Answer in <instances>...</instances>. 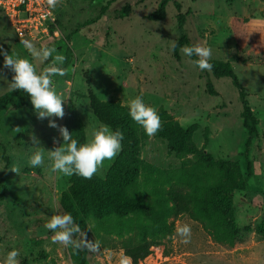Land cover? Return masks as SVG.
Masks as SVG:
<instances>
[{
	"label": "rangeland",
	"instance_id": "obj_1",
	"mask_svg": "<svg viewBox=\"0 0 264 264\" xmlns=\"http://www.w3.org/2000/svg\"><path fill=\"white\" fill-rule=\"evenodd\" d=\"M174 1L181 3L182 12L192 8L186 23L192 42L211 48V59L231 62L259 119L258 134L250 136L244 126L239 90L230 77L201 71L181 50L180 57H175L180 12ZM160 2L61 0L54 9L61 22L58 32L43 39L24 38L32 40L37 48L54 45L66 57L63 67L67 74L53 79L57 91L70 96L64 105L66 113L67 107L75 103L88 141L94 131L106 125L94 115L84 97L89 88L101 99L121 100L123 105L142 95L146 104L158 110L162 126L154 136L149 137L140 125L137 127L147 138L142 141L143 171L129 196H142L152 202L155 186L168 185L169 179L174 182L176 177L193 178L188 173L190 167L200 169L203 173L195 176L193 187L224 186L211 196L228 206L243 232L248 228L246 238L230 246L216 242L200 222L182 215L175 221L174 236L153 246L152 253L138 264H264V232H260L264 229V65L238 59L232 30L235 16L264 23V0H171L164 19H149L147 15ZM127 3L132 4L131 13L125 18H113L114 12ZM0 43L10 55L31 60L38 72L52 63L41 62L28 53L1 11ZM3 61L0 60V95L10 91L8 83L12 79ZM208 82L217 95L209 93ZM48 119H37L31 102L19 111L0 115V264L12 249L20 253L19 264H74L69 247L52 243L53 233L45 228L51 216L59 213L58 201L71 177L48 171L47 150L44 166L33 168L26 164L36 150L30 145V133L36 134L45 149L62 143L58 129L49 127ZM52 119L64 126L65 117ZM16 127L22 132L15 133ZM162 131L170 139L159 136ZM49 138L52 147L46 142ZM170 142L177 150L169 149ZM122 145L125 150L127 141L123 140ZM117 156L104 162L97 173L101 178H107ZM208 156L211 157L207 159ZM13 164L21 165L19 175L10 170ZM95 223L91 218L90 228ZM183 224L192 227L188 244L181 243L177 235ZM97 252H91L89 264H119V258L125 255L119 247L100 248Z\"/></svg>",
	"mask_w": 264,
	"mask_h": 264
},
{
	"label": "trees",
	"instance_id": "obj_2",
	"mask_svg": "<svg viewBox=\"0 0 264 264\" xmlns=\"http://www.w3.org/2000/svg\"><path fill=\"white\" fill-rule=\"evenodd\" d=\"M169 1L171 0H161L159 7L147 17L152 20L164 19ZM174 2L180 13L177 15L179 37L173 50L175 57L179 58L183 46L194 44L186 29L192 8L189 7L182 12L181 3ZM131 11L132 4L127 3L122 10L114 12L113 18H125ZM57 22L61 23L59 20ZM257 23L264 24L256 18L235 16L232 19V30L239 53L238 59L253 65H264V28H261V34L254 31L248 35ZM3 48L7 50L5 46ZM191 58L193 61L197 59L195 56ZM0 60H4L2 54H0ZM210 63L213 65L211 71L216 77L232 79L242 101L241 116L244 126L250 136L258 134L259 119L251 109L246 87L240 81L231 62L211 59ZM13 74L11 72V76ZM89 82L90 79L88 84ZM207 88L210 94H218L211 82H208ZM84 97L88 98L89 105L98 120L112 130H121L124 134L123 140L127 141L126 149L118 154L106 179L98 174L91 179L72 175L69 187L62 192L58 201L59 214L70 213L84 230L88 240L99 241L101 249L119 247L123 249L125 255L132 257L133 264H138L152 253L153 246L161 245L166 238L170 240L174 236L175 221L182 215L200 222L205 231L218 243L233 246L246 238L248 228H245L246 232H243L236 224V218L230 214L228 206L211 196L224 186H213L208 189L193 187L195 176L199 174L201 176L203 173L200 169L192 170L190 167L188 173H191L193 178L176 177L174 182H170L172 179H169L168 185L161 183L155 186L152 189V202H148L142 196H129V191L136 185L143 171L142 141L147 137L145 134L141 136L138 132V124L131 119L128 105H123L121 100L101 99L91 88ZM30 102L26 92L9 91L0 95V115L19 111L27 107ZM64 126L72 132L74 139L80 143L88 142L86 126L75 103L67 107ZM159 136L170 139V135H165L163 131L159 133ZM46 142L49 147L53 146L50 138ZM247 142H250V137ZM168 146L171 151L177 150L171 142ZM201 157L204 159L205 155ZM210 157L208 156L207 159ZM208 193L210 194L207 195ZM91 218L95 219L96 223L90 228ZM148 220H151L152 224L148 225ZM260 232L263 233L264 229ZM77 238L78 235L74 236V239ZM69 249L74 264H89L90 251L87 249L76 251L71 247ZM95 253L99 254V252Z\"/></svg>",
	"mask_w": 264,
	"mask_h": 264
},
{
	"label": "clouds",
	"instance_id": "obj_3",
	"mask_svg": "<svg viewBox=\"0 0 264 264\" xmlns=\"http://www.w3.org/2000/svg\"><path fill=\"white\" fill-rule=\"evenodd\" d=\"M61 0H47V6L56 9ZM261 28L264 24L257 23L248 35L254 31L261 34ZM20 44L35 59L41 62L51 60L52 63L42 71H37L36 65L28 58L21 57L18 54L10 55L7 50L0 45V54L3 55V67L10 70L13 74L11 82L8 83L9 90H21L30 97L31 104L37 119H48V126L58 129L63 143L54 149H45L41 145L40 139L34 132L29 134L30 145L36 150L28 157L26 164L29 167H42L45 163V150H47V159L50 161L48 171L50 173H61L64 176L71 177L77 175L85 179H91L104 166V162L112 161L122 150V141L124 134L121 130H112L108 125H101L94 131L93 138L85 143H80L73 138L72 132L66 126L57 124L53 117L63 119L66 115L64 105L68 102L70 96L58 92L55 86V76H65L67 69L63 67L66 57L57 51V48L48 45H41L37 48L35 43L23 36L20 37ZM181 52L187 57H197L193 61L201 71H211L213 68L210 60L212 58L211 48L203 44H193L183 46ZM129 115L131 119L140 125L145 133L151 137L161 128L162 121L158 110L146 104L142 95L133 98L129 105ZM15 133L22 132L20 127L13 129ZM54 143H56L54 138ZM13 173L19 175L21 165L13 164L10 167ZM45 228L50 230L53 235L52 243L61 244L65 247H71L76 251L87 249L90 252H97L100 249V242L88 240L84 230L75 221L70 213L52 215L45 224ZM74 239V236H77ZM177 235L181 238V243L191 242L192 227L190 224H183L178 227ZM19 251L12 249L7 253L4 264H19ZM119 264H133L132 257L122 255L119 258Z\"/></svg>",
	"mask_w": 264,
	"mask_h": 264
},
{
	"label": "built area",
	"instance_id": "obj_4",
	"mask_svg": "<svg viewBox=\"0 0 264 264\" xmlns=\"http://www.w3.org/2000/svg\"><path fill=\"white\" fill-rule=\"evenodd\" d=\"M0 11L19 37L43 39L59 30L57 15L47 0H0Z\"/></svg>",
	"mask_w": 264,
	"mask_h": 264
}]
</instances>
